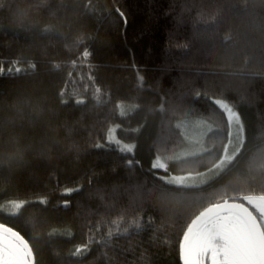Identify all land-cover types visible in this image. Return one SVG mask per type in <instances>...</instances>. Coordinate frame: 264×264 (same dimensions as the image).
I'll list each match as a JSON object with an SVG mask.
<instances>
[{
	"label": "trees",
	"instance_id": "trees-1",
	"mask_svg": "<svg viewBox=\"0 0 264 264\" xmlns=\"http://www.w3.org/2000/svg\"><path fill=\"white\" fill-rule=\"evenodd\" d=\"M0 66L21 69L0 75V142L14 128L30 149L13 166L0 153V223L28 241L37 264H183V232L209 193L239 178L246 186H230L228 195L264 194V0H0ZM193 89L239 113L245 148L234 171L201 185L203 193L185 194L199 199L165 205L147 174L154 145L163 144L165 155L179 151L185 142L176 125L187 119L211 124L205 147L215 142L214 156L227 144L226 114L217 107L208 119L209 101ZM115 125L116 136L138 144L143 171L94 147L107 145ZM207 161L169 167L173 175L196 176L207 173ZM66 188L78 190L66 196ZM43 197L47 205L38 203ZM13 200L27 202L15 216L3 210ZM148 218L150 227L124 233ZM117 220L119 229L111 223ZM80 245L89 250L72 255Z\"/></svg>",
	"mask_w": 264,
	"mask_h": 264
},
{
	"label": "snow or ice",
	"instance_id": "snow-or-ice-1",
	"mask_svg": "<svg viewBox=\"0 0 264 264\" xmlns=\"http://www.w3.org/2000/svg\"><path fill=\"white\" fill-rule=\"evenodd\" d=\"M118 15L127 23V18L124 13L116 9ZM88 51L83 52V56L88 57ZM30 67L35 69L37 65L31 63ZM58 67V65H57ZM21 69L9 67L5 73L4 67L0 66V75L7 74L9 76L20 73ZM230 75V74H226ZM143 79L142 77L140 78ZM100 91L99 88L96 89ZM192 94L197 98L204 96L209 101L211 108L208 119H215L218 107L224 114H226L227 124L230 130L227 133V144L223 147L222 156H214L212 148L215 147V142L212 148L205 147L204 136L207 132L212 131V126L205 119L198 121V124L206 128V132L202 133L200 138L194 142L189 140L190 146L180 155H165L163 144L153 146V156L150 159L147 174L153 177L152 191L158 194V199L162 204L171 205L179 202L182 199H199V197H188L185 194L193 190H198L201 193L206 191L201 185H208L212 187V182H216L217 178L222 179L234 171L240 164L241 149L245 148L244 138V124L237 111L230 105V103L222 98H215L214 94L209 91L203 93L199 90L193 89ZM63 97V93H61ZM99 101V97H96ZM184 97H181L183 100ZM67 103V101H64ZM77 104L83 103L81 100L76 101ZM215 106V107H213ZM121 108L120 115L124 116L125 111L123 105H118ZM136 107H139L137 105ZM179 105H170L169 111L172 115H176ZM164 112L163 106L160 108ZM187 115V111H185ZM235 126V131L231 130ZM120 125H115L108 129L107 145L96 143L94 145L97 149H104L106 152L116 151L121 154V158L129 170L136 168L143 171V164L140 159L136 158L138 144L135 142H125L115 135ZM176 127H180L179 124ZM134 131H139L135 129ZM185 139H188L185 136ZM223 143V141H220ZM231 153H229V145H233ZM205 155L208 157L207 173H196V179L192 173L188 175H173L171 173L169 162L180 161L184 167L194 169L199 164L204 162ZM261 167L264 168V150L259 154ZM239 157V159H238ZM255 163V158L249 163V171L252 170ZM159 170H163L164 174H158ZM264 182V176L261 177ZM247 181L237 178L230 185L232 191L236 192V186H246ZM176 186V187H170ZM225 186L222 190L209 193L210 202L204 206L190 220L187 225V230L183 232V241L180 244V254L183 264H264V194L260 195H228V188ZM78 189L66 188L64 195L70 196ZM179 193V195H177ZM211 198H215L214 200ZM247 202V205L244 203ZM26 201H10L4 211L9 215L15 216L21 212ZM41 205H47L46 197L40 198L38 201ZM68 201L64 202V207H67ZM46 210V209H45ZM119 229V221H112ZM151 226V218H148V224L142 225L138 219L133 220L131 224L124 228V233H128L129 228H134L139 232L143 227ZM119 234V233H118ZM52 233L49 232L48 236ZM113 232L111 229L107 231V237L112 238ZM43 235L37 239H43ZM90 241L89 243H91ZM103 244L105 241H100ZM88 245H80L72 253L74 256H79L81 252L88 251ZM0 264H37L32 247L29 245L18 231L4 223H0Z\"/></svg>",
	"mask_w": 264,
	"mask_h": 264
},
{
	"label": "clouds",
	"instance_id": "clouds-1",
	"mask_svg": "<svg viewBox=\"0 0 264 264\" xmlns=\"http://www.w3.org/2000/svg\"><path fill=\"white\" fill-rule=\"evenodd\" d=\"M6 135L7 141L0 142V153L3 154L4 164L13 166L24 163L30 149L24 145L22 136L14 128H10Z\"/></svg>",
	"mask_w": 264,
	"mask_h": 264
},
{
	"label": "rangeland",
	"instance_id": "rangeland-1",
	"mask_svg": "<svg viewBox=\"0 0 264 264\" xmlns=\"http://www.w3.org/2000/svg\"><path fill=\"white\" fill-rule=\"evenodd\" d=\"M200 120L201 119H187V120H183V121L177 123L180 125V127H177V128L181 131L185 144L179 151L174 152L173 154L180 155L183 151H185L190 146L189 140L194 142L196 139L200 138L202 133L206 132V128H204L203 126L198 124V121H200ZM231 130L233 132L235 131L234 125L231 127ZM207 134H208V132H207ZM207 134L204 136V144L206 141ZM185 136H187L188 139H185ZM233 147H235V143H233V145L229 146V153H231ZM173 154H171V155H173ZM193 177H196V176L193 175ZM196 179H200V178L196 177ZM206 264H207V262H206Z\"/></svg>",
	"mask_w": 264,
	"mask_h": 264
},
{
	"label": "flooded vegetation",
	"instance_id": "flooded-vegetation-1",
	"mask_svg": "<svg viewBox=\"0 0 264 264\" xmlns=\"http://www.w3.org/2000/svg\"><path fill=\"white\" fill-rule=\"evenodd\" d=\"M244 203L246 204V206H248L246 201H244ZM207 264H210V261H209V262H207Z\"/></svg>",
	"mask_w": 264,
	"mask_h": 264
}]
</instances>
